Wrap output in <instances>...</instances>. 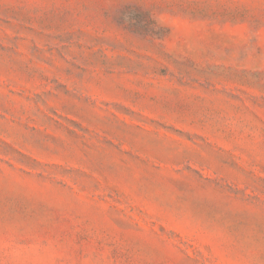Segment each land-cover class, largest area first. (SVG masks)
<instances>
[{"label":"rangeland","instance_id":"rangeland-1","mask_svg":"<svg viewBox=\"0 0 264 264\" xmlns=\"http://www.w3.org/2000/svg\"><path fill=\"white\" fill-rule=\"evenodd\" d=\"M0 264H264V0H0Z\"/></svg>","mask_w":264,"mask_h":264}]
</instances>
